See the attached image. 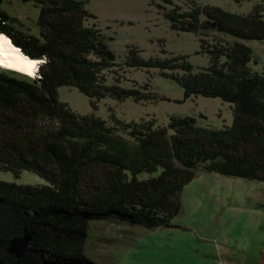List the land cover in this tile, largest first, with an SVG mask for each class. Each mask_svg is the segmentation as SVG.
Segmentation results:
<instances>
[{
    "label": "trees",
    "instance_id": "16d2710c",
    "mask_svg": "<svg viewBox=\"0 0 264 264\" xmlns=\"http://www.w3.org/2000/svg\"><path fill=\"white\" fill-rule=\"evenodd\" d=\"M7 1L0 0V33L43 63L35 77L0 68V172L17 179L32 172L45 184L0 181V264H39L36 254L93 262L86 255L93 221L171 228L183 189L200 171L264 183V66L252 70V49L242 43L264 41V2L242 15L162 0L172 29L197 35L210 58L196 72L188 56L144 59L137 48L118 62L86 1L20 0L39 8L38 35L8 14ZM211 31L237 40L210 44ZM132 70H158L185 100L221 99L231 105L232 126L205 128L194 117L110 122L59 99L67 87L95 103L153 100L151 85L128 77ZM27 235V254L16 260L11 242Z\"/></svg>",
    "mask_w": 264,
    "mask_h": 264
},
{
    "label": "rangeland",
    "instance_id": "374dc122",
    "mask_svg": "<svg viewBox=\"0 0 264 264\" xmlns=\"http://www.w3.org/2000/svg\"><path fill=\"white\" fill-rule=\"evenodd\" d=\"M82 1L97 17L118 62L126 61L130 49L137 48L144 59L188 56L196 72L210 66L209 56L200 53L197 35L172 29L165 17L170 6L162 0ZM189 2L249 15L264 0H177L176 4L186 7ZM5 9L25 30L38 35L39 8L34 4L12 0L6 2ZM207 40L228 44L237 39L211 31ZM242 43L252 49V70L262 72L264 41ZM128 77L142 86L151 85L153 100L136 103L108 98L95 103L67 87L58 90L59 99L76 114L96 115L110 122L114 115L127 123L156 119L161 125H167L171 117H194L198 126L218 130L233 124L231 105L219 98L185 100L182 87L161 77L158 70H132ZM0 181L45 184L32 172H24L18 179L12 173L0 172ZM181 202L182 211L171 228L91 222L87 257L98 264H264V183L200 171L183 189Z\"/></svg>",
    "mask_w": 264,
    "mask_h": 264
},
{
    "label": "bare ground",
    "instance_id": "6f19581e",
    "mask_svg": "<svg viewBox=\"0 0 264 264\" xmlns=\"http://www.w3.org/2000/svg\"><path fill=\"white\" fill-rule=\"evenodd\" d=\"M42 62L25 55L8 36L0 33V68L35 77Z\"/></svg>",
    "mask_w": 264,
    "mask_h": 264
},
{
    "label": "water",
    "instance_id": "95a60500",
    "mask_svg": "<svg viewBox=\"0 0 264 264\" xmlns=\"http://www.w3.org/2000/svg\"><path fill=\"white\" fill-rule=\"evenodd\" d=\"M31 241H32V236L30 235L13 240L8 249L9 253L14 255L17 258L23 257ZM43 264H94V263L93 262H83L78 259L55 258L54 260H44Z\"/></svg>",
    "mask_w": 264,
    "mask_h": 264
},
{
    "label": "flooded vegetation",
    "instance_id": "af4514ba",
    "mask_svg": "<svg viewBox=\"0 0 264 264\" xmlns=\"http://www.w3.org/2000/svg\"><path fill=\"white\" fill-rule=\"evenodd\" d=\"M29 247H30V244H29ZM29 247H28V249H29ZM27 249V250H28ZM8 252H9V250H8ZM10 254V253H9ZM26 254H27V251H26V253H25V255L23 256V257H21V258H17V257H15L14 255H12V254H10V255H12L16 260H22L23 258H25V256H26ZM37 256H38V258H39V264H43L44 263V260H54L55 258H52V257H47V256H45V255H43V254H36Z\"/></svg>",
    "mask_w": 264,
    "mask_h": 264
}]
</instances>
